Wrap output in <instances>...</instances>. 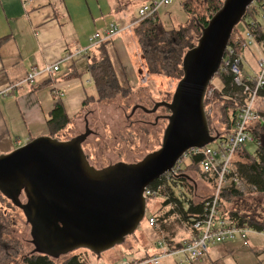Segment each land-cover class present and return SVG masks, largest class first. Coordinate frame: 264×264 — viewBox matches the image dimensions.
Segmentation results:
<instances>
[{
    "label": "water",
    "instance_id": "obj_1",
    "mask_svg": "<svg viewBox=\"0 0 264 264\" xmlns=\"http://www.w3.org/2000/svg\"><path fill=\"white\" fill-rule=\"evenodd\" d=\"M255 0H224L182 61V78L158 150L135 163L96 169L82 149L89 131L67 141L38 137L0 155V193L30 227L34 253L58 259L77 250L96 257L134 234L145 217V189L192 148L211 144L205 94L233 30ZM24 197L25 202L21 199Z\"/></svg>",
    "mask_w": 264,
    "mask_h": 264
},
{
    "label": "crops",
    "instance_id": "obj_2",
    "mask_svg": "<svg viewBox=\"0 0 264 264\" xmlns=\"http://www.w3.org/2000/svg\"><path fill=\"white\" fill-rule=\"evenodd\" d=\"M136 2L139 1L0 0V155L12 152L34 138L50 136L47 122L56 103L62 105L68 120L73 121L84 108L86 98L96 96L93 82L85 68L87 57L93 58L97 50L89 47L88 39L94 33H103L113 21L123 29L122 32L128 31L125 34L121 32L113 40V46L116 48L114 51L117 50L116 56L120 55L119 57L129 62L127 55L130 50L133 51L135 44L130 33L132 27L129 28L132 24L130 5ZM144 2L146 3L144 0L136 4L137 10L145 5ZM255 21L261 39L254 36L256 41L252 45L255 51H261V56L255 57V52L248 48L242 53L241 64L243 73L250 78L256 73L257 61L264 55V26L256 19ZM87 48V54L64 61L61 71L50 78L41 75L35 81H26V76L32 69L40 70L62 61L66 54L73 55ZM81 65L83 71L80 70ZM71 71L74 72V77L69 75ZM83 75H86L84 80ZM89 84L94 88L93 92L89 91ZM259 98L264 99L261 95ZM211 182L214 183L213 179H206L207 185L203 187V194L206 188L209 190L206 192L208 197L214 187ZM240 182L241 186L246 185L242 179ZM246 186L255 192L253 188ZM236 190L238 192L233 196L241 194V190ZM180 196H185L181 199L184 212L188 210L190 203L201 201H194L187 194ZM233 196L228 200L229 203L233 201ZM224 203L226 202L223 201V205ZM169 207V212H172V205L169 204ZM164 209L165 207L162 212L168 213ZM232 211L264 220V217L245 214L236 207L226 209L224 205L227 215ZM162 212L160 216L164 215ZM170 220L172 218L168 217L161 224L157 222V227L151 229L155 231L156 241L160 240L168 248L175 249L188 242L193 233L187 223H180L184 227L180 234L178 229L174 230L175 227L179 228V223ZM167 222L170 225L166 228ZM209 248L211 249L197 264H264V235L250 233L246 247L237 241ZM147 251H154L153 256L156 252L154 245Z\"/></svg>",
    "mask_w": 264,
    "mask_h": 264
},
{
    "label": "rangeland",
    "instance_id": "obj_3",
    "mask_svg": "<svg viewBox=\"0 0 264 264\" xmlns=\"http://www.w3.org/2000/svg\"><path fill=\"white\" fill-rule=\"evenodd\" d=\"M138 1L139 2H136L134 5H130L132 15L131 23L142 21L135 17L138 12V5L136 4L144 0ZM145 1L146 3H144L147 4L152 0ZM183 1L185 0H173L170 5L161 7L157 11L155 25L166 31H177L182 26L186 27L189 24V26L193 28L192 25L195 21L192 20V18L186 20V14L181 10V3ZM196 13L200 16L203 15L202 10H197ZM255 19L264 26V21L261 19L260 15H256ZM127 32L128 31L125 30L121 34ZM236 32L240 33L243 37L245 36L246 27L244 23H240L236 26ZM130 33L135 37V40L134 37L132 38L135 43L133 51L130 50L127 55L131 64L125 61L123 57H119L120 55L116 56L117 50L114 51L116 48L114 49L113 46L114 39L111 40L112 42L110 43L112 46L108 44L106 49L101 47L96 53L95 58L91 61L92 64L94 62L98 63L102 57L108 56L113 65L116 78L119 84L123 86L122 92L108 100L99 101L97 93L94 98L90 100L86 99L85 106L79 116L73 121L70 120L65 129L57 135L58 140L67 141L82 135L87 128L89 135L86 136L82 143V149L88 158L89 164L96 169H103L117 163L131 164L141 161L147 155L159 149L163 139V132L168 125L167 117L170 116V114L169 111L164 108V104L170 103L179 80L176 78H166L162 75L149 74L145 63L141 60L139 46L136 44L138 32H136V30H131ZM194 36L195 33L192 32L191 37L194 38ZM127 48H129L128 44ZM249 48L251 51L255 52V57L256 55L261 56V51L259 49L255 51L252 44ZM83 65L80 66V70L82 71ZM84 78H86V75L82 76V80H84ZM89 87V91L93 92L94 88L90 84ZM85 89L88 90V87H85ZM218 90L221 91V84L218 76L215 75L206 92L204 111L208 119L210 132L222 134L224 133L223 128L225 122L223 121V117L220 118V116H222V101L216 96L219 94ZM254 109H257L258 114L264 117V99L261 100L257 97L254 102ZM257 147L255 142L246 143L244 145L246 154L249 156H254ZM245 156L246 155L243 154L241 158H238V156L235 158V161H238L237 166L241 163L245 164ZM184 165L185 167L190 165V161L187 159L186 162H181L180 166L183 169ZM185 173L190 179L188 178L182 182V184L176 183L175 185H170V191L174 196L178 199H183L185 196L182 197L180 195L187 194L192 196V198H194L192 200L194 201L208 198V193L206 194V192L209 190L207 188L203 194V187L207 185L205 177L194 168L188 169ZM212 184V186H215L214 183ZM212 188L214 189V187ZM227 188L234 189V186L226 184V187L222 190L224 193H222L223 195L221 197L224 202H226L224 203L226 209H235L236 207L245 214L250 213L259 218L264 217V194L252 192L251 189L243 184L242 186L240 185V189H238L241 190V194L237 193V195L233 196V201L229 203L228 200H231L232 197L228 200L226 199L229 197L227 195H230L226 191L228 190ZM21 201L25 202L24 197H22ZM164 203L165 198L162 194L147 198L143 221L134 234L127 237L121 246H115L103 252L98 257L89 251L77 250L59 257L54 262L56 264H61L74 255H77L84 264H120L122 260L133 262L148 259L154 251L151 252L147 250L156 242V239H154L155 231L148 227L147 219L149 217L154 216L157 218L159 224L170 217L172 218L170 222L179 223V228L175 227L174 230L178 229L177 232L181 234V231L184 229L182 225L183 223L185 225V222L181 214H178L179 211L173 210L169 212L171 207H169V205L164 206ZM164 207V211L169 212V214L162 215V220L160 214ZM2 208L7 210V213L4 212V216L10 225L6 241L10 244L11 242H16V244L19 245L20 255L17 261L20 263L22 258L29 257V255L34 252V246L31 242L30 227L26 223L22 212L12 204L9 206L7 202H4L2 203ZM162 214L164 213L162 212ZM169 225L170 223L167 222L166 228ZM176 235H178V233ZM155 251L159 252L160 249L155 248ZM181 261L182 257H171L162 260L160 264H179Z\"/></svg>",
    "mask_w": 264,
    "mask_h": 264
},
{
    "label": "trees",
    "instance_id": "obj_4",
    "mask_svg": "<svg viewBox=\"0 0 264 264\" xmlns=\"http://www.w3.org/2000/svg\"><path fill=\"white\" fill-rule=\"evenodd\" d=\"M224 0H185L181 3V10L186 14V20L192 18L195 22L191 28L189 25L186 27L182 26L177 31H166L163 28H159L155 25V18H148L138 23H134L132 31L136 30L138 37L136 44L139 46V51L141 53V60L145 63L148 73L151 75H162L166 78H176L180 80L182 78V61L186 53L192 50L200 36L202 28L206 27L208 21L214 16V14L219 11ZM197 10H202L203 15L200 16L196 12ZM259 9L254 4L250 5L245 13L244 18L240 23H244V26L249 29L253 36L261 39V33L258 28L250 30L249 22L255 20V16L258 15ZM200 16V17H199ZM189 23V22H188ZM187 23V24H188ZM239 23V24H240ZM139 28V29H138ZM192 32L195 33L194 38L191 37ZM236 28L233 30L227 46H233L236 52L239 54L242 52V48L234 45V39L236 36ZM193 36V35H192ZM134 37V35H133ZM135 40V37H134ZM112 41H106L101 43L96 47V53L104 47L110 44ZM226 55V51L223 54L222 61L219 65V69L216 76L219 78L221 84V93L216 96L222 101L221 115L223 117L224 123V133H229L233 127L234 118L236 116L237 108L240 105L241 99L239 97L240 90L233 84L232 76L228 72H222L221 66L223 59ZM87 57L86 72L90 75L93 82V86L96 90L98 100H108L114 98L116 95L122 92L123 86L119 84L116 75L113 71V65L108 56H104L97 63H91L95 58ZM76 74V73H75ZM70 76L74 77V72L69 73ZM68 75V76H69ZM260 95L264 97V90L261 91ZM215 96V97H216ZM92 99V98H86ZM85 106V102L83 104ZM208 120V119H207ZM69 120L64 112V109L60 103H56L53 110L50 113V118L47 122V126L50 132V137L56 138L59 132L65 129L68 125ZM209 125V123H208ZM210 131V129H209ZM251 134L253 136L254 142L256 143L257 151H255L254 156H249L246 154L245 149H241L237 154L238 158L245 154V164H238L235 162L236 172L238 178L251 188L255 190L256 193L264 194V126L254 125L250 128ZM211 135H219L220 133H211ZM190 165H184V169H180L177 174L172 175L169 179L162 176L160 179L154 181L147 188L152 191H158V194H162L165 197L166 205H172V211H179L182 219L185 223L190 225V219L199 216L203 208V200L190 203L187 211L182 209V200L176 198L174 194L170 191V185H175L176 183L182 184L186 178V171L191 168L196 169L200 174L199 169V157H191L189 159ZM228 194L232 195L238 192L236 189L226 190ZM224 193V192H222ZM223 195V194H222ZM221 195V196H222ZM227 195L228 200L232 196ZM223 200V198H222ZM224 201V200H223ZM7 202L10 206L11 202L0 193V264H56L52 257L43 256L32 252L29 257L22 258L21 262L18 263L17 259L19 257V245L16 242H11V244L6 241L9 233V222H7L4 212L7 210L2 208V203ZM7 209V208H6ZM167 215L169 214L166 213ZM164 214V215H166ZM229 216L238 226L252 227L256 230H264V220L255 219L253 217L245 216L237 211H232ZM161 217V216H160ZM162 218V217H161ZM157 219V218H156ZM163 220V218H162ZM179 247V245H178ZM61 264H84L83 261L77 256H71L66 259Z\"/></svg>",
    "mask_w": 264,
    "mask_h": 264
},
{
    "label": "built area",
    "instance_id": "obj_5",
    "mask_svg": "<svg viewBox=\"0 0 264 264\" xmlns=\"http://www.w3.org/2000/svg\"><path fill=\"white\" fill-rule=\"evenodd\" d=\"M173 0L150 1L140 7L136 18L145 20L153 18L161 7L170 5ZM252 4L258 7V15L264 21V0H255ZM251 4V5H252ZM132 23L129 28L133 27ZM257 22L252 20L249 22L250 30L257 28ZM123 31L114 21L109 23L107 29L103 33H94L89 39V47L96 48L101 43L111 41L118 37ZM255 37L246 28L245 36L237 33L234 39V45L242 48L241 53H237L233 46H227L226 55L221 66L222 72H228L232 76L233 84L240 90L239 97L240 105L237 108L234 118L233 127L229 133L219 134L211 144L202 148H192L188 150L181 161L176 164L171 172L164 174L166 179L182 169L181 162L198 156V163L201 174L205 179L211 178L214 181V189L212 194L203 200L202 212L199 216L190 219V229L192 237L188 242L175 249H170L158 240L153 245L159 248V252L148 259L142 261L127 262L122 260L120 264H160L164 259L171 257H182L179 264H197L208 252L209 247L223 243H232L239 241L242 246H248V237L250 233L264 235V230H256L247 226H238L229 215L224 212L222 201V190L226 184L233 185L234 189H239L241 185L238 178L234 161L239 151L246 143H254L250 128L254 125H264V117L259 115L254 109V102L259 97L261 91L264 90V55L257 61V70L253 77H247L242 69V53L254 43ZM87 49L80 50L72 54H66L62 61L56 62L53 65L45 66L44 68L32 69L26 76V81L32 82L38 76L51 77L61 71V65L64 61L70 60L73 57L84 56L87 54ZM219 94L221 93L218 90ZM206 97V94H205ZM212 145V146H210ZM158 191L145 189L144 197L157 196ZM148 227L156 228L157 219L149 217L147 219Z\"/></svg>",
    "mask_w": 264,
    "mask_h": 264
},
{
    "label": "flooded vegetation",
    "instance_id": "obj_6",
    "mask_svg": "<svg viewBox=\"0 0 264 264\" xmlns=\"http://www.w3.org/2000/svg\"><path fill=\"white\" fill-rule=\"evenodd\" d=\"M170 114V113H169ZM168 118V117H167Z\"/></svg>",
    "mask_w": 264,
    "mask_h": 264
}]
</instances>
